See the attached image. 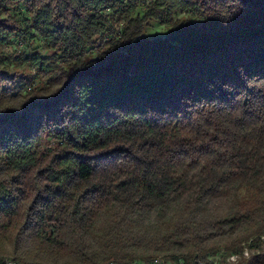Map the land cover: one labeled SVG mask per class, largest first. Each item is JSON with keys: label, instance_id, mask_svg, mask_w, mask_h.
<instances>
[{"label": "trees", "instance_id": "1", "mask_svg": "<svg viewBox=\"0 0 264 264\" xmlns=\"http://www.w3.org/2000/svg\"><path fill=\"white\" fill-rule=\"evenodd\" d=\"M0 264H264V0H0Z\"/></svg>", "mask_w": 264, "mask_h": 264}, {"label": "rangeland", "instance_id": "2", "mask_svg": "<svg viewBox=\"0 0 264 264\" xmlns=\"http://www.w3.org/2000/svg\"><path fill=\"white\" fill-rule=\"evenodd\" d=\"M148 35H149V36H152V35H154V32L151 31V30H149Z\"/></svg>", "mask_w": 264, "mask_h": 264}, {"label": "bare ground", "instance_id": "3", "mask_svg": "<svg viewBox=\"0 0 264 264\" xmlns=\"http://www.w3.org/2000/svg\"><path fill=\"white\" fill-rule=\"evenodd\" d=\"M245 255H246V253H245ZM235 259H236V257H230L229 258V260H231V261H235ZM237 262V261H236Z\"/></svg>", "mask_w": 264, "mask_h": 264}]
</instances>
